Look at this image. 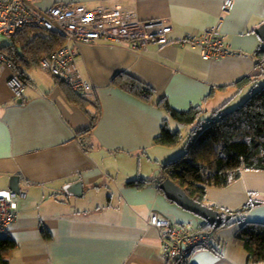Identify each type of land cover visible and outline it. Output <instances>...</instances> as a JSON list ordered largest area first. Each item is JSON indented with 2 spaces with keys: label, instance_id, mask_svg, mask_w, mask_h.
Masks as SVG:
<instances>
[{
  "label": "crops",
  "instance_id": "1",
  "mask_svg": "<svg viewBox=\"0 0 264 264\" xmlns=\"http://www.w3.org/2000/svg\"><path fill=\"white\" fill-rule=\"evenodd\" d=\"M234 2L224 13V0L35 1L41 10L58 3L118 6L138 19H164L172 32L168 44L141 50L100 41L76 45L77 66L91 84L84 95L100 105L89 132L95 104L87 112L70 101L68 87L40 66L25 69L22 99L7 86L9 72L0 76V190H12L11 179L17 176L20 189L27 191L16 220L0 230V239L15 241L9 264H172L162 257L161 233L149 225L150 213L199 228L206 220L169 199L161 181L154 180L175 156L171 147L155 144L164 120L173 130L182 129L158 101L167 98L178 110L203 105L213 111L238 106L250 95L254 83L232 85L259 72L256 51L264 41L256 29L264 24V0ZM221 18L234 55L205 60L197 48L181 44L186 34L200 35ZM127 75L154 92L150 100L119 86ZM81 138L89 145L83 146ZM139 179L153 181L129 184ZM79 180L81 195L67 189ZM204 184L208 205L238 212L214 234V250L196 252L188 264H264L249 262L237 238L245 223H264V170L215 175Z\"/></svg>",
  "mask_w": 264,
  "mask_h": 264
},
{
  "label": "trees",
  "instance_id": "2",
  "mask_svg": "<svg viewBox=\"0 0 264 264\" xmlns=\"http://www.w3.org/2000/svg\"><path fill=\"white\" fill-rule=\"evenodd\" d=\"M64 41V38L54 32L28 28L19 32L12 39V43L0 45V49L10 56L25 79L26 68L32 65L39 66L41 57L56 51ZM256 57L258 74L253 77L245 76L232 85L242 88L254 83L255 87L247 100L233 110H227L226 105L213 111L207 110L203 105L178 110L170 105L167 98L159 99L158 106L164 108L173 119L188 128L185 135L180 129L173 130L168 120H164L161 132L155 138V144L175 147L186 138L185 152L176 159L164 162L160 175L154 180L162 182L170 178L184 188L191 197L208 205L207 187L204 184L207 178L220 174L239 177L243 170H264V82L260 83L264 78V46L256 51ZM57 79L68 87L67 98L70 101L80 104L79 106L85 110L89 105L95 104L96 113L90 115L91 124L86 131L95 128L100 115L99 103L86 98L84 93L74 91L67 83ZM118 83L143 100H150L151 95L154 94L147 85L132 76H123ZM152 181L139 179L129 184H138L141 187ZM237 212L227 211L223 212V215L233 216ZM230 222L231 219L224 220L219 227H216L206 221L200 229L214 235ZM237 238L243 241L249 253V262H264V223H245L237 233ZM14 246L15 241L11 238L0 239V264H9L7 256ZM212 250H214L213 246ZM172 264H188V260L179 259L172 261Z\"/></svg>",
  "mask_w": 264,
  "mask_h": 264
},
{
  "label": "built area",
  "instance_id": "3",
  "mask_svg": "<svg viewBox=\"0 0 264 264\" xmlns=\"http://www.w3.org/2000/svg\"><path fill=\"white\" fill-rule=\"evenodd\" d=\"M36 0H0V37L14 39L25 29H42L54 32L65 39L64 44L50 55L39 60V66L67 83L74 91L87 93L91 84L82 76L77 66L78 43L105 42L129 45L133 50L147 49L150 44L169 43L172 25L164 19H138L135 14L121 7L98 6L89 8L82 3H58L47 10L35 5ZM235 0H224L223 12L234 7ZM221 18L200 35L188 33L182 45L199 50L205 60L222 59L235 54L222 34ZM1 45V44H0ZM9 72L6 83L15 97L22 99L27 81L14 61L0 49V76ZM83 146L87 140L81 138ZM27 198V191L0 190V230L5 232L18 216L19 201ZM148 223L159 229L162 238V257L166 262L189 260L200 250H211L213 234L196 229L195 223H175L160 213H150Z\"/></svg>",
  "mask_w": 264,
  "mask_h": 264
},
{
  "label": "water",
  "instance_id": "4",
  "mask_svg": "<svg viewBox=\"0 0 264 264\" xmlns=\"http://www.w3.org/2000/svg\"><path fill=\"white\" fill-rule=\"evenodd\" d=\"M256 32L264 41V24L256 29ZM11 181L13 183L11 184L10 188L14 191H20L21 189L18 183L19 178L17 176H14L12 177ZM82 185V180H79L76 182V185H71L67 187V189L74 190L75 194L81 195L82 192H80L79 190L82 189ZM160 187L169 199L177 203L185 210L196 214L200 218L206 220L210 224L215 225L216 227H219L224 222V220H229L232 217L231 214H226L224 216L221 211L197 201L196 199L191 197L184 188L179 186L170 178L164 179L160 183Z\"/></svg>",
  "mask_w": 264,
  "mask_h": 264
},
{
  "label": "rangeland",
  "instance_id": "5",
  "mask_svg": "<svg viewBox=\"0 0 264 264\" xmlns=\"http://www.w3.org/2000/svg\"><path fill=\"white\" fill-rule=\"evenodd\" d=\"M43 33H45V32H43ZM10 43H12V39L10 38V37H6V36H1L0 37V44H1V46H3V45H7V44H10ZM261 82H264V78L262 79V81ZM249 96H247V98H248ZM247 98L245 99V100H247ZM244 100V101H245ZM239 106V105H238ZM237 105H235V106H229L228 108H227V110H233V109H235V108H237L238 107ZM177 126H181L182 127V129L181 130H183V125H181V124H177ZM175 127V126H174ZM184 131V130H183ZM185 133V132H184ZM185 135H186V133H185ZM185 143H186V138H184L182 141H181V143L179 144V145H177V146H175V147H171L170 149H171V151H174V154H175V156L173 157V159H176V158H178L179 156H181L184 152H185ZM177 154V155H176ZM212 179V178H211ZM210 179V180H211ZM209 180V181H210ZM196 229H200L199 227H196ZM201 230V229H200Z\"/></svg>",
  "mask_w": 264,
  "mask_h": 264
}]
</instances>
